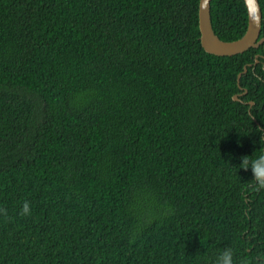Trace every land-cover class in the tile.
<instances>
[{
    "label": "trees",
    "instance_id": "1",
    "mask_svg": "<svg viewBox=\"0 0 264 264\" xmlns=\"http://www.w3.org/2000/svg\"><path fill=\"white\" fill-rule=\"evenodd\" d=\"M198 5L0 0V264H260L264 44L206 53ZM210 5L244 35L243 0Z\"/></svg>",
    "mask_w": 264,
    "mask_h": 264
},
{
    "label": "water",
    "instance_id": "2",
    "mask_svg": "<svg viewBox=\"0 0 264 264\" xmlns=\"http://www.w3.org/2000/svg\"><path fill=\"white\" fill-rule=\"evenodd\" d=\"M211 1L199 0L198 5L200 44L206 53L219 57H231L264 44V38L259 39L262 14L258 0H243L247 10V28L241 38L232 42H224L214 33L210 18ZM243 73H246V67ZM240 77L241 74L237 77V83H239ZM243 94H246V91ZM238 96L241 95L234 96L233 101H239ZM252 104L250 103V105Z\"/></svg>",
    "mask_w": 264,
    "mask_h": 264
},
{
    "label": "clouds",
    "instance_id": "3",
    "mask_svg": "<svg viewBox=\"0 0 264 264\" xmlns=\"http://www.w3.org/2000/svg\"><path fill=\"white\" fill-rule=\"evenodd\" d=\"M239 168L244 171H251L252 179L259 189H264V154L255 159H249V156L241 158ZM22 215H30L31 207L28 202H25L21 209ZM260 264H264V254L257 257ZM215 264H234L233 252L231 249L223 250L216 258Z\"/></svg>",
    "mask_w": 264,
    "mask_h": 264
}]
</instances>
